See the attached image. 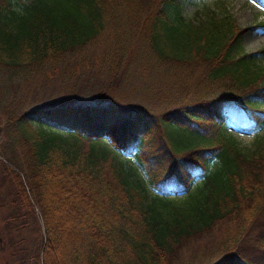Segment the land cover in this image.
Segmentation results:
<instances>
[{
    "label": "trees",
    "instance_id": "obj_1",
    "mask_svg": "<svg viewBox=\"0 0 264 264\" xmlns=\"http://www.w3.org/2000/svg\"><path fill=\"white\" fill-rule=\"evenodd\" d=\"M185 1L0 0L2 113L70 57L66 88L92 69L105 81L95 96L49 95L0 116L4 228L11 242L28 220L38 264H177L187 244L224 228L237 231L221 242L231 252L203 264H264L231 249L264 211V137L246 154L225 133L235 111L264 126V65L233 49L251 28L214 12L186 22ZM180 34L183 54L167 43ZM170 192L187 196L182 206Z\"/></svg>",
    "mask_w": 264,
    "mask_h": 264
},
{
    "label": "rangeland",
    "instance_id": "obj_2",
    "mask_svg": "<svg viewBox=\"0 0 264 264\" xmlns=\"http://www.w3.org/2000/svg\"><path fill=\"white\" fill-rule=\"evenodd\" d=\"M211 12H214L217 18L228 15L240 29H252L240 38L241 41L239 46L233 49L237 52H244L252 55V58L256 60L257 64L263 66L264 54H260V51L264 49V2L262 0H191L185 1L181 5V14L185 21L194 24H199L204 21L207 14ZM182 25H184V23H182ZM167 43L171 44L168 46L173 48L177 47L180 50V54H183L185 50L191 47L187 44V34H180L178 38L169 39ZM99 49L100 48L92 47L88 50L92 52V58H95L100 52L98 51ZM86 54V51L81 55L76 53L74 59L85 56ZM71 60H73V57L67 58L66 62L48 84H35L30 90L21 88L18 93L20 102L12 104L17 106L16 110H12L13 106L9 105L10 107H7V111L4 110L2 113L3 109L1 108L0 116L4 115L3 121L6 122L5 115L13 114L20 110L25 101L36 102L41 99H46V96L49 95L54 96L55 98L53 99H57L70 92H74L82 96V98L86 96L92 97L99 94L101 88H105V81L98 75L97 69H92V80L87 76L84 77V81L69 83L68 85L70 88H66L62 83L61 75L64 71L66 72L67 66ZM190 84L191 81L188 82L187 85L189 86ZM145 104L146 108L152 112L162 111L155 101L147 100ZM247 117L244 111L233 112L230 116L231 120H228L230 123L225 133L233 135L237 141L238 148L242 152L250 154L257 148L258 144L263 139L264 126L257 129L248 128L249 124ZM28 118L36 119L34 114H29ZM235 120L240 122L241 129H237L232 125V122ZM52 126L56 125L52 123ZM9 183L8 181L7 184H4L0 179V200L7 198L8 190L11 187ZM195 186L196 185H193V187H191V192H193ZM150 194L153 195L156 194V192L151 190ZM167 196L174 199V203H178L180 206H182L181 202L187 198V196L180 198V196H176L171 192ZM9 210L8 208L0 209V264H6L5 260H9V264H21L15 258L11 257V255L15 253L16 255L18 254L20 260L26 258L29 260V264H38L37 257H39L38 255L41 253V250L39 251L40 239L36 229L31 227L26 218L21 217V219H17L15 222L16 225L27 224L28 226L15 236H12V240L9 242L8 233L4 228V221L8 219L12 213ZM236 236V230L231 234L230 229L224 228L221 231L214 232L206 239L197 238L184 247L177 264H203L208 261L213 263L217 262L231 252L225 251L221 246V242H224L228 238L229 241ZM260 239H264V211L263 213H257L251 225L244 233L242 240L240 239L239 243H235L231 249L235 246V249L243 257L249 258L255 262H260V260L264 258V247H257L254 245V242Z\"/></svg>",
    "mask_w": 264,
    "mask_h": 264
},
{
    "label": "flooded vegetation",
    "instance_id": "obj_3",
    "mask_svg": "<svg viewBox=\"0 0 264 264\" xmlns=\"http://www.w3.org/2000/svg\"><path fill=\"white\" fill-rule=\"evenodd\" d=\"M20 254H22V253H20ZM19 254V255H20ZM22 256V255H21ZM11 257L12 258H15L18 262H20L21 264H29V260L28 259H26V258H23V259H19V257H18V254L16 255V253L15 254H12L11 255ZM5 262H6V264H9V260H5Z\"/></svg>",
    "mask_w": 264,
    "mask_h": 264
}]
</instances>
